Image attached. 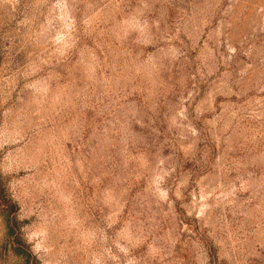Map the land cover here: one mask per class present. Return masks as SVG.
<instances>
[{"label":"rangeland","instance_id":"obj_1","mask_svg":"<svg viewBox=\"0 0 264 264\" xmlns=\"http://www.w3.org/2000/svg\"><path fill=\"white\" fill-rule=\"evenodd\" d=\"M0 177L37 264H264V0H0Z\"/></svg>","mask_w":264,"mask_h":264},{"label":"trees","instance_id":"obj_2","mask_svg":"<svg viewBox=\"0 0 264 264\" xmlns=\"http://www.w3.org/2000/svg\"><path fill=\"white\" fill-rule=\"evenodd\" d=\"M19 212L17 201L7 192L0 177V220L4 226L11 255L19 264H37L38 258L24 237V221L20 218Z\"/></svg>","mask_w":264,"mask_h":264}]
</instances>
